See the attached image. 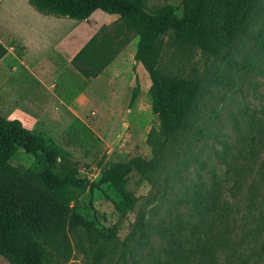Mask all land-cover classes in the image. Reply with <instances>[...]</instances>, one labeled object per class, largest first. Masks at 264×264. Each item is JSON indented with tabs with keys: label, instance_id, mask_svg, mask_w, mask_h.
<instances>
[{
	"label": "trees",
	"instance_id": "obj_1",
	"mask_svg": "<svg viewBox=\"0 0 264 264\" xmlns=\"http://www.w3.org/2000/svg\"><path fill=\"white\" fill-rule=\"evenodd\" d=\"M29 2L40 12L79 21L97 10L117 14L139 35L135 58L149 76L153 111L159 117V126L147 136L155 159L136 155L111 162L101 169L99 180L90 183L61 162L66 152L59 143L34 132L20 119L0 115V255L10 264H67L73 252L71 228L84 227L89 235L99 232L110 237L74 209L72 202L77 197L89 192L92 202L95 189L108 197L112 193L117 213L125 215L137 203L129 188L132 174L155 172L177 134L194 129L196 141L211 134L209 128L195 127L193 120L202 80L161 67L164 36L172 32L177 44L198 47L215 57L247 34L260 6L258 0H182L179 9L172 4L150 9L145 0ZM97 37L73 59L74 63L80 60V71L88 78L102 73L115 55ZM258 44L264 47V39L260 37ZM96 48L101 57L95 60L88 54ZM6 53L0 43V59ZM141 90L136 74L131 104ZM260 113L264 111L246 110L248 129L236 151L225 141L216 153L226 165L224 177L216 176L208 188L196 187L184 196L191 206L190 218L177 215L160 222L158 230L166 241L164 255L146 264H257L264 260V117ZM19 150L33 157L29 167L11 163Z\"/></svg>",
	"mask_w": 264,
	"mask_h": 264
},
{
	"label": "rangeland",
	"instance_id": "obj_2",
	"mask_svg": "<svg viewBox=\"0 0 264 264\" xmlns=\"http://www.w3.org/2000/svg\"><path fill=\"white\" fill-rule=\"evenodd\" d=\"M145 1L150 9L166 4L179 9L182 0ZM258 3L259 11L247 34L228 45L218 56H208L195 46L177 44L172 32L164 36L161 67L172 74L202 80L193 120L195 127L209 128L211 134L207 133L197 141L194 129L177 134L169 142L164 160H160L155 172L145 176L132 174L129 188L136 195L137 203L125 215L117 213L112 193L108 197L95 189L92 202L89 192L77 197L72 202L74 209L95 221L96 227L110 237L107 239L99 232L89 235L84 227L71 228L73 252L67 264H146L148 260L162 257L166 241L158 230L160 222L177 215L190 218L191 206L185 203L184 196L193 188H208L216 176L224 177L226 165L216 157L222 143H231L236 151L242 134L248 129L246 110L264 111V47L258 44L260 37L264 39V0H258ZM12 5L14 15L41 22L51 35L64 31L62 24L54 29L50 19L43 21L42 14L46 13L38 11L29 0H17ZM4 12L0 11V42L22 58L29 56L31 50L29 42H24L25 30L18 33L21 40L12 39L14 29L11 24L14 26L16 22L9 19L8 12L2 14ZM111 15L97 10L90 16L89 23L58 18L71 27L69 31L76 27L67 42L70 37L85 31L88 25L102 23L95 34L98 43L110 55L115 54L103 75L86 77L80 71V60L69 63L57 53L53 55L50 43H44L47 60H56L51 64L54 66L51 73L59 69L58 79L47 81L42 96L41 89L34 80L28 79L26 73L15 74L23 80L20 87L27 85L32 90L26 108L19 102L12 104V96L7 97L17 91L12 90L14 78L6 71L8 69L0 70V115L20 119L34 132L59 143L66 152L61 162L76 169L79 176L90 183L99 180L101 169L111 162L126 161L136 155L156 158L147 143V136L153 127L159 126V117L153 111L149 76L135 58L139 35L127 28L119 17L112 19ZM88 55L96 60L101 57V52L96 48ZM136 74L140 77L142 90L131 104ZM34 101L43 103L44 110L38 112L39 107L30 104ZM262 115L264 117V113ZM33 160L31 155L19 150L11 163L27 168ZM237 230L240 233L241 227ZM0 264L10 262L0 255ZM257 264H264V260Z\"/></svg>",
	"mask_w": 264,
	"mask_h": 264
},
{
	"label": "crops",
	"instance_id": "obj_3",
	"mask_svg": "<svg viewBox=\"0 0 264 264\" xmlns=\"http://www.w3.org/2000/svg\"><path fill=\"white\" fill-rule=\"evenodd\" d=\"M15 1L17 0H0V11H5L2 14H6L8 12L9 19L11 21L16 22L14 26H12L11 24V28L14 29V30L12 29L14 32L12 39L17 38L21 40V37L18 33H20L22 29L25 30L26 37H25V41L24 40L23 41L26 43L29 42L28 44L30 46L28 44L27 45L30 47L31 52L29 56L22 58L21 56L17 55L15 51L13 50L11 51L10 48L6 44H4V46L7 48V53L0 59V70L8 69L6 71L12 73V78H14L12 79V90H17V91L16 92L12 91V95L7 94L8 95L7 97L12 96V104L17 105L18 104L17 102H19L24 106H26L27 108L26 101L27 98H31L32 90H30V88L27 85H24L25 88L20 87V83L23 82V80L18 79V77L15 74L22 72L26 73L29 80H34L36 82L38 87L41 89V95L43 96V92L45 90V84H47V81L48 80L53 81L54 79H58V73H59V69H56L55 71H53V73H51V69L54 67L51 64L56 62V60L54 61L51 59L50 61L47 60L46 58L47 52L44 49V43H50L51 53L53 55L54 53H57L59 57L64 59L66 58L68 59V62L71 63L73 62V59L76 56V54L98 32L102 23L100 24L95 23L93 26L88 25V28L85 31L80 32L79 34L74 35L73 37H70V41L67 42L66 40L69 39L68 36L70 32L76 27H73L72 30L69 31L68 29L70 26L66 24L64 20L58 19L65 17L52 18L50 16H47L46 14H42L43 21L45 19H50V24L51 23L53 24L54 29L59 28L58 26L60 24H62L61 26L64 28V31L61 32V34L56 33L55 35H51L46 31V27L43 26L41 22L36 20H26L24 18L21 19L20 17H17V15H14V12L12 10L13 7L12 3ZM118 17L119 16L117 14L111 15L112 19H117ZM83 21H87V23H89L90 19ZM63 24H66V27H64ZM105 72L106 69L102 72V75ZM30 104L33 106L34 105L38 106L39 107L38 112L44 110L42 109L43 103H40L39 101L30 102Z\"/></svg>",
	"mask_w": 264,
	"mask_h": 264
}]
</instances>
